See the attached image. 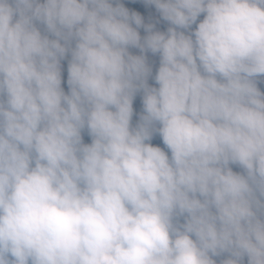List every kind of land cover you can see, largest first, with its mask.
Here are the masks:
<instances>
[{"label":"clouds","instance_id":"clouds-1","mask_svg":"<svg viewBox=\"0 0 264 264\" xmlns=\"http://www.w3.org/2000/svg\"><path fill=\"white\" fill-rule=\"evenodd\" d=\"M142 3L0 0V264H264V0Z\"/></svg>","mask_w":264,"mask_h":264},{"label":"rangeland","instance_id":"rangeland-1","mask_svg":"<svg viewBox=\"0 0 264 264\" xmlns=\"http://www.w3.org/2000/svg\"><path fill=\"white\" fill-rule=\"evenodd\" d=\"M145 6L148 7L151 11H156L154 6H151V5H145ZM202 18L203 17L201 16V19ZM144 19H145V23H149V22L156 23V27L158 30L166 31V29L168 27L167 22L163 21L162 19H161V22H157L155 19H151V18H144ZM140 32H141L142 36L145 35V32L143 29H140ZM131 51H133L134 54H139L137 49H131ZM148 60H149V63H151L153 65V73H155V70L159 65L158 55L154 56L151 53H149L148 54ZM62 64H63V84H62V86L64 87L65 91H67L68 90L67 83H66V81H67V61L66 60L63 61ZM149 82L153 83V81L151 79ZM133 107H134L133 124H135L139 118V113L142 111V104H141V99H140L139 95H137L136 99L134 100ZM155 137H157V135ZM84 142L85 143L91 142L90 137H88L86 133H84ZM233 170L239 171V169L236 168L235 166H233ZM223 258H226V254L224 257L222 256V257L216 258L218 261V264H219V260L223 259Z\"/></svg>","mask_w":264,"mask_h":264},{"label":"trees","instance_id":"trees-1","mask_svg":"<svg viewBox=\"0 0 264 264\" xmlns=\"http://www.w3.org/2000/svg\"><path fill=\"white\" fill-rule=\"evenodd\" d=\"M125 7H128L130 11H138L144 18L155 19L157 22H161V19L156 11H151L148 7H146L142 0H136L135 3L132 0H121ZM262 90H264V85H259ZM154 145H158L160 147H164L162 140L157 137L153 138L151 141ZM224 257V256H223Z\"/></svg>","mask_w":264,"mask_h":264}]
</instances>
